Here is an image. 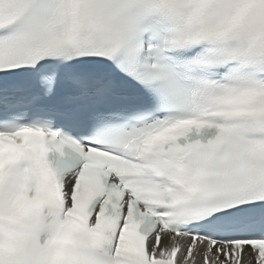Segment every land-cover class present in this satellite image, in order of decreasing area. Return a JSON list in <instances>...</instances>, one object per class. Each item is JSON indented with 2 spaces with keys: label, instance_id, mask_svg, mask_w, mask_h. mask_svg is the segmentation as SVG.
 Returning a JSON list of instances; mask_svg holds the SVG:
<instances>
[{
  "label": "snow or ice",
  "instance_id": "obj_1",
  "mask_svg": "<svg viewBox=\"0 0 264 264\" xmlns=\"http://www.w3.org/2000/svg\"><path fill=\"white\" fill-rule=\"evenodd\" d=\"M0 264H264V0H0Z\"/></svg>",
  "mask_w": 264,
  "mask_h": 264
}]
</instances>
